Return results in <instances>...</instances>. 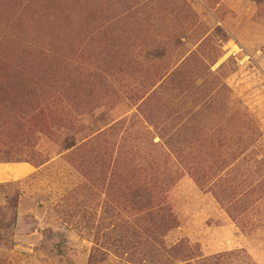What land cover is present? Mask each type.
<instances>
[{
    "label": "rangeland",
    "instance_id": "374dc122",
    "mask_svg": "<svg viewBox=\"0 0 264 264\" xmlns=\"http://www.w3.org/2000/svg\"><path fill=\"white\" fill-rule=\"evenodd\" d=\"M0 264H264V0H0Z\"/></svg>",
    "mask_w": 264,
    "mask_h": 264
}]
</instances>
